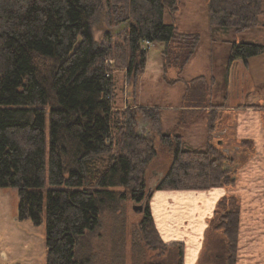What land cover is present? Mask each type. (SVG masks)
Wrapping results in <instances>:
<instances>
[{
	"label": "trees",
	"instance_id": "obj_1",
	"mask_svg": "<svg viewBox=\"0 0 264 264\" xmlns=\"http://www.w3.org/2000/svg\"><path fill=\"white\" fill-rule=\"evenodd\" d=\"M179 1L0 0V188L18 190L20 221L46 224L47 264H84L78 254L81 239L99 226L103 204L117 196L112 189H132L142 202L139 178L156 156L154 144L136 134V115L125 114L121 122L112 113L110 70L102 62L106 53L94 49L91 19L106 3L115 25L129 24L121 47L130 75L146 66L145 42L165 45L167 62L179 40L184 53L166 68L182 75L198 38L166 22ZM263 10V0H209L211 29L252 30ZM261 55L264 45L233 44L229 62ZM154 118L159 128V115ZM114 128L124 152L114 151ZM162 142L174 146V160L157 191H209L236 184L232 159L219 148L189 150L172 135H164ZM102 159L106 168L97 170ZM233 200L225 197L219 208ZM144 213L145 225L162 244L148 205ZM222 218L213 228L228 239L225 264H236L240 209L224 211Z\"/></svg>",
	"mask_w": 264,
	"mask_h": 264
},
{
	"label": "rangeland",
	"instance_id": "obj_2",
	"mask_svg": "<svg viewBox=\"0 0 264 264\" xmlns=\"http://www.w3.org/2000/svg\"><path fill=\"white\" fill-rule=\"evenodd\" d=\"M105 4L91 19V32L94 49L106 53L102 62L109 68L108 76L112 79V97L109 98L112 113L121 122L125 114L136 115V134L154 144L156 156L143 168L139 178L145 199L142 202L134 199L132 189H112L117 195L115 200L103 204L99 226L81 239L78 254L84 264L184 263L181 246L158 242L144 223L145 213L134 211L135 206H144V209L149 206L152 195L170 170L175 148L163 143L162 138L172 135L182 138L189 149L202 150L211 145L232 159L229 169L236 184L223 189L229 192L225 197L236 200L226 202L221 208L218 204L199 260V264H225L228 239L224 232L215 231L213 224L219 226L223 221L222 213L236 209H240L241 223L242 199L232 192L236 190L243 169L257 154L250 141L242 142L236 138L234 115L240 108L256 109L264 114V55L233 63L229 62V56L233 44L264 45V10L258 26L252 30L242 33L213 31L209 0H180L178 10L166 14L165 20L175 25L180 34L198 38V45L182 73L184 79L176 83L178 69L166 67L171 59L184 53L183 44L180 46L178 40L171 46L167 62L162 58L165 45L152 44L149 49L143 46L148 51L146 66L138 75H130L121 47L125 45L128 24L115 25ZM146 111L149 114H145ZM188 113L198 118L193 117L188 122L185 115ZM201 113H208L205 120ZM157 114L159 128L151 120ZM174 118L178 123L175 124ZM118 130L114 128L113 131L114 151L124 152ZM46 132L49 133L48 123ZM204 132L205 139L201 136ZM96 168L105 169V160L96 163ZM19 212L18 190L0 188V250L7 256L1 264H47L46 224L35 226L30 220L20 221ZM250 215L254 217V214ZM263 218L261 216L259 221Z\"/></svg>",
	"mask_w": 264,
	"mask_h": 264
},
{
	"label": "crops",
	"instance_id": "obj_3",
	"mask_svg": "<svg viewBox=\"0 0 264 264\" xmlns=\"http://www.w3.org/2000/svg\"><path fill=\"white\" fill-rule=\"evenodd\" d=\"M177 72L175 80H183L179 70ZM185 115L188 122L193 117L198 118L189 113ZM207 115L201 113L202 119L205 120ZM234 118L236 138L242 142L250 141L257 152L243 169L236 190L232 192L242 199L236 264H264V218L259 221L261 216L264 217V114L256 109L240 108ZM174 120L178 123L177 118ZM201 136L205 139V132ZM227 194L226 189L215 188L209 191H156L152 195L149 206L158 235L167 245H181L183 264H199L210 220ZM250 213L254 217L251 218Z\"/></svg>",
	"mask_w": 264,
	"mask_h": 264
},
{
	"label": "built area",
	"instance_id": "obj_4",
	"mask_svg": "<svg viewBox=\"0 0 264 264\" xmlns=\"http://www.w3.org/2000/svg\"><path fill=\"white\" fill-rule=\"evenodd\" d=\"M152 45L150 42H145L144 46L148 48V46ZM7 259L6 254L0 250V264L2 261H5Z\"/></svg>",
	"mask_w": 264,
	"mask_h": 264
},
{
	"label": "water",
	"instance_id": "obj_5",
	"mask_svg": "<svg viewBox=\"0 0 264 264\" xmlns=\"http://www.w3.org/2000/svg\"><path fill=\"white\" fill-rule=\"evenodd\" d=\"M128 24V23H127ZM123 26V25H122ZM129 26V24L127 25ZM134 211L137 213V214H143L144 212V206H135L134 207Z\"/></svg>",
	"mask_w": 264,
	"mask_h": 264
},
{
	"label": "flooded vegetation",
	"instance_id": "obj_6",
	"mask_svg": "<svg viewBox=\"0 0 264 264\" xmlns=\"http://www.w3.org/2000/svg\"><path fill=\"white\" fill-rule=\"evenodd\" d=\"M144 211H145V209H144Z\"/></svg>",
	"mask_w": 264,
	"mask_h": 264
}]
</instances>
